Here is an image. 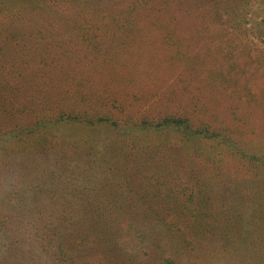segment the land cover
Listing matches in <instances>:
<instances>
[{
    "label": "trees",
    "instance_id": "16d2710c",
    "mask_svg": "<svg viewBox=\"0 0 264 264\" xmlns=\"http://www.w3.org/2000/svg\"><path fill=\"white\" fill-rule=\"evenodd\" d=\"M43 6L0 13V264H264V0Z\"/></svg>",
    "mask_w": 264,
    "mask_h": 264
},
{
    "label": "rangeland",
    "instance_id": "374dc122",
    "mask_svg": "<svg viewBox=\"0 0 264 264\" xmlns=\"http://www.w3.org/2000/svg\"><path fill=\"white\" fill-rule=\"evenodd\" d=\"M52 1L53 0H0V13L4 9L15 7V6H31V7H36L37 9H40V10H44L45 8L43 5L48 6L49 3H51ZM58 1L60 2V4L62 3L65 4L67 2L78 4L80 3L81 0H58ZM262 1L263 0H255V5L259 4ZM140 132L138 133L136 132L137 133L136 138H138V141L140 142V144H146L147 141L149 139H152L153 137V135H149L151 134L150 131H140ZM110 133L111 132L109 128L105 126L96 127V128H84L82 126L69 125V126H64L56 131L54 130L50 131L47 135L44 136V138L49 139V140L58 139L61 142L66 141L68 139L92 140V139H96L102 136L104 137V136L110 135ZM162 138L169 140V141L170 140L171 141L180 140V137L176 133H173V132H169V134L163 133ZM246 146L247 148H250L249 149L250 151L257 153L260 156H264V140L263 139L251 137V139L246 143ZM4 194L5 193L0 194V197H4L5 196ZM251 238H252V233L246 228H244L243 231L240 233L239 240L241 242H244L245 244L241 243V244L235 245L234 248H230V251H229V247H226V251L230 252L229 255L234 254V256H236V253L239 254L238 257H235V259H231V260H238L242 258L243 255L248 253V251H250V253L245 256L242 262H244V264H247L249 260L252 259V255H250L252 254V252L250 248L247 249V247L250 246ZM256 238L257 237L254 235L255 240ZM256 247L257 249H254V250H257V252L262 256L264 254V243H259V245H256ZM213 252L214 250L210 248V253L206 256L207 257L210 256L211 258L214 255ZM223 257H224V253H221V258Z\"/></svg>",
    "mask_w": 264,
    "mask_h": 264
}]
</instances>
